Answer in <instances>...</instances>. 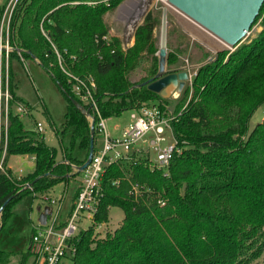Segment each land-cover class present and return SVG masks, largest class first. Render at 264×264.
I'll list each match as a JSON object with an SVG mask.
<instances>
[{
	"label": "trees",
	"instance_id": "1",
	"mask_svg": "<svg viewBox=\"0 0 264 264\" xmlns=\"http://www.w3.org/2000/svg\"><path fill=\"white\" fill-rule=\"evenodd\" d=\"M122 0H18L8 27L7 127L0 128V229L16 203L28 193L43 194L59 181L80 173L90 139L98 133L79 110L67 71L91 76L96 105L103 118L143 104L169 101L141 85L158 73L159 50L154 36L159 14L149 10L124 48L109 37L104 15ZM260 29L233 50H219L204 61L175 104L171 128L179 150L168 173L151 168L145 153L106 165L95 222H107L109 209L119 207L118 227L99 236L93 227L79 232L72 264H254L264 253V119L249 130L254 112L264 104V1L253 24ZM252 24V25H253ZM252 27V26H251ZM250 27V28H251ZM175 31L168 29V37ZM95 38L99 40L96 41ZM167 41V70L176 71L186 51ZM59 54V57H58ZM35 58L67 100L59 134H70L61 160L57 148L41 133L24 128L14 106L16 94L10 61ZM3 58L0 83L4 81ZM138 74V75H137ZM77 143L78 150L73 153ZM29 153L34 168L23 175L5 166L10 154ZM67 160V161H65ZM118 179L115 184L112 181ZM30 186H23L25 183ZM132 183L139 193L134 194ZM158 201H163L161 204ZM28 252L19 261L26 264ZM9 254L0 250V264Z\"/></svg>",
	"mask_w": 264,
	"mask_h": 264
},
{
	"label": "rangeland",
	"instance_id": "2",
	"mask_svg": "<svg viewBox=\"0 0 264 264\" xmlns=\"http://www.w3.org/2000/svg\"><path fill=\"white\" fill-rule=\"evenodd\" d=\"M17 1L0 0V20L2 14H5V11L6 18H8L9 14L12 15ZM134 1L122 0L105 13L104 19L109 28L108 36L119 38L124 48L131 46L134 42L135 29L141 23L144 15L149 10H155L160 17V24L154 30L158 48L165 47L167 54V41L172 43L171 47L179 44L181 48L188 46L186 51L179 54L180 62L175 66L176 70L185 68L189 74L184 88L190 84L196 68L202 62L207 61L208 58H212L219 50L230 51L234 49V47H226L221 39L171 5L167 0L140 1L141 3ZM260 20L257 19L242 41L249 39L260 29ZM170 26H174L175 31L168 37V29ZM157 52L156 56L158 57ZM205 53L209 54L206 60L204 59ZM203 59L204 61H200ZM3 60L5 64L7 62V65H9L6 56H4ZM11 64L14 72V82H16V94L22 97L23 104L26 107V112L20 115L24 128L28 131H35L36 122H40L43 126V132L41 134L44 136V139L48 144L54 145L57 148L56 158H62V151L70 141V134H66L65 136L59 134L66 112L67 100L65 96L51 78L50 74L33 59H23L18 55L15 59H12ZM180 95L168 98L169 101L166 105L172 112ZM263 119L264 104L254 112L250 119L249 130ZM129 121L130 110H125L119 115L106 118L105 123L108 132L112 136H117ZM4 123L5 115L2 113L0 116V128L4 127ZM168 139H171L170 134H168ZM97 140L99 141V137ZM77 150L76 143L73 148V153ZM149 154L150 158H155L154 152L151 151ZM34 163L35 160L29 153H17L9 157V167L13 175H16L15 172H18L19 168H22L21 173L31 171L34 168ZM5 166H7V162H5ZM67 179L68 182L66 180L59 181L53 185L49 193L47 191L48 194L60 197L64 189H66L64 207L69 205L79 180V174ZM40 196V193L36 195L28 193L21 197L16 203L12 215L0 229V250L9 254V258L2 264H19L21 257L27 252L33 223L37 220L39 211L43 205L41 201L42 197ZM122 218L123 210L119 207H111L105 229L113 230L118 227ZM84 224L87 225L86 222ZM29 260L27 258V261ZM257 261L259 262L254 264H264V254Z\"/></svg>",
	"mask_w": 264,
	"mask_h": 264
},
{
	"label": "built area",
	"instance_id": "3",
	"mask_svg": "<svg viewBox=\"0 0 264 264\" xmlns=\"http://www.w3.org/2000/svg\"><path fill=\"white\" fill-rule=\"evenodd\" d=\"M11 14L6 18L2 14L0 20V65L1 59L7 57L12 49L8 42V27ZM108 34L102 35L101 40L109 43ZM98 41V38H95ZM59 57V54H58ZM5 65V78L3 85L0 83V116L5 115L4 128L7 127L8 103L11 99L7 84V62ZM68 80L73 82L72 91L77 102L82 107V112L88 118L90 124L96 123L95 129L99 135L97 147L92 152L88 164L80 170L79 180L75 193L70 199L69 205L64 207L66 189L60 197L48 193L40 194L44 207H48L46 220L41 223L38 218L33 223L32 234L27 248L30 260L26 264H72L76 253V240L80 231L93 227L94 233L102 236L107 229V222H95L98 212L99 199L102 196L101 180L106 165L118 159H126L133 152L147 154L151 168H159L164 174L168 173V165L174 151H178L177 140L174 138L171 122L175 114L167 105L143 104L130 109V121L120 130V134L112 136L106 127V119L100 115L96 105V85L91 76L78 77L67 71ZM15 113L19 116L26 112L25 105L15 104ZM35 131L43 132V126L36 122ZM168 134L171 139H168ZM154 152L155 158H150V152ZM5 149L0 156V169ZM67 161V160H65ZM73 168L77 165L72 163ZM17 176L20 173L16 174ZM117 183L118 179L112 181ZM23 186H30L25 183ZM133 193H139L137 183H132ZM163 204V201H158ZM39 216V214H38ZM87 223L85 225L84 223ZM102 234V235H101Z\"/></svg>",
	"mask_w": 264,
	"mask_h": 264
},
{
	"label": "water",
	"instance_id": "4",
	"mask_svg": "<svg viewBox=\"0 0 264 264\" xmlns=\"http://www.w3.org/2000/svg\"><path fill=\"white\" fill-rule=\"evenodd\" d=\"M171 5L186 14L202 27L221 39L230 48L238 45L252 26L259 9L264 0H167ZM159 59L158 73L141 85L162 98L177 97L189 78L187 70L176 71L166 68V49L159 47L157 52ZM211 60L208 58L207 61ZM79 110L82 107L74 101ZM91 132L94 131V124H90ZM93 138L90 139L89 150L86 159L77 165V169H83L91 159L93 152ZM2 209V207L0 208ZM48 207L39 213L38 220L44 223Z\"/></svg>",
	"mask_w": 264,
	"mask_h": 264
},
{
	"label": "crops",
	"instance_id": "5",
	"mask_svg": "<svg viewBox=\"0 0 264 264\" xmlns=\"http://www.w3.org/2000/svg\"><path fill=\"white\" fill-rule=\"evenodd\" d=\"M15 59V58H14ZM31 59H33L37 64H38V62H37V60L35 59V58H31ZM12 61V60H11ZM11 61H10V66H11V70H12V72H13V69H12V64H11ZM20 61V60H19ZM24 63V62H23ZM13 74H14V72H13ZM19 96V95H18ZM20 97V96H19ZM22 98V97H21ZM23 103V102H22ZM62 153H63V151H62ZM12 154H10L8 157H7V160H6V162H7V167H9V157L11 156ZM32 155V157L34 158V155L33 154H31ZM61 157H63V156H61ZM62 158H60V159H58V160H61ZM34 160H35V158H34ZM10 168V167H9ZM11 169V168H10ZM21 171H22V168H19V170H18V172H15L16 174H18V173H20V175H23V174H25V173H21ZM32 171V170H31ZM71 178V177H70ZM69 178V179H70ZM66 182H68V181H66ZM78 183V182H77ZM53 187V186H52ZM51 187V188H52ZM76 187H77V184H76ZM50 188V189H51ZM50 189H49V191H50ZM76 189V188H75ZM49 191H48V193H49ZM75 193V191L73 192V194ZM73 196V195H72ZM264 254V253H263ZM257 262H259V261H257Z\"/></svg>",
	"mask_w": 264,
	"mask_h": 264
},
{
	"label": "bare ground",
	"instance_id": "6",
	"mask_svg": "<svg viewBox=\"0 0 264 264\" xmlns=\"http://www.w3.org/2000/svg\"><path fill=\"white\" fill-rule=\"evenodd\" d=\"M137 1H139V2H140V1H142V2H146V1H148V0H135L134 2H137ZM140 3H141V2H140ZM224 44H225L226 47H229L226 43H224Z\"/></svg>",
	"mask_w": 264,
	"mask_h": 264
}]
</instances>
